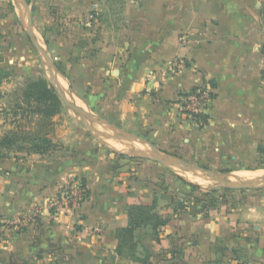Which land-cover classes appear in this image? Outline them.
<instances>
[{"label":"crops","instance_id":"1","mask_svg":"<svg viewBox=\"0 0 264 264\" xmlns=\"http://www.w3.org/2000/svg\"><path fill=\"white\" fill-rule=\"evenodd\" d=\"M50 1L68 20L84 17L92 2L94 9L105 6ZM115 5L124 14L112 23V37L89 32L88 43L81 42L69 29L49 39L57 38L61 58L72 61L66 78L74 95L90 107L95 90L112 92L113 121L146 134L163 152L197 154L217 169L256 170L251 165L264 153V0H112ZM202 87L211 89L213 101L199 125L183 112L180 97ZM95 150L92 161L76 165L0 158V264H144L116 252L117 230L129 224L130 205L154 200L171 219L158 236L151 226L137 229L138 255L149 254L148 264H264V192L244 191L238 202L203 214L189 196H176L173 184L159 182L171 180L155 162L144 159L139 168ZM83 179L81 204L59 205L63 185L72 182L77 192ZM178 198L185 207L177 208ZM30 214L36 215L28 224L16 223Z\"/></svg>","mask_w":264,"mask_h":264},{"label":"rangeland","instance_id":"2","mask_svg":"<svg viewBox=\"0 0 264 264\" xmlns=\"http://www.w3.org/2000/svg\"><path fill=\"white\" fill-rule=\"evenodd\" d=\"M53 2L54 4L51 5L50 0H31L30 7L32 9L33 23L31 35L29 33L30 20L28 10L23 0H0V39L1 41L3 40L2 43L0 41V155H2L0 158H12L17 162H26V164L36 160V158L51 159L58 166L65 164L64 160H69L70 163L76 165L78 162H81V159L92 161L91 158L95 155V149L97 148L100 154L107 153L103 155L105 159H108L112 155V160H116L121 164L131 160L135 162L134 166H139V168L143 162L142 160L149 159L151 162H155L156 166H159L165 175H168L171 183L167 184V179H162L163 177H159V182H162L161 184L163 186H167V189H170V186L173 184L172 187L174 188L173 191L177 193L176 196L179 197V193L182 192L183 195L189 196L188 199L191 201L201 196L202 191H193L185 183V181H189L190 179L184 173H188L189 171H184L183 173L178 166L167 167L155 161L152 158L154 153L150 146H145L144 151L134 150L128 148L127 143L123 140L121 143L125 147L115 149L104 143L102 140L103 137H97L90 132L85 124V120L89 122L90 118L92 119L93 125L99 126V129L96 131L101 130V128L112 129L114 127L126 130L121 123L115 122L116 120L113 121L116 117L112 115V92L108 95V90L105 92L95 90V98H93L95 100L93 102L94 105L90 107L76 97L73 93L72 86L66 78V74L68 75V66L72 61L70 63V61L67 62V59L61 58L62 54L60 53L61 49L59 41L57 43V38H54V42L49 40L53 38L52 35H54L55 31L60 30L65 32L69 29L72 31L74 38H80L79 40L81 42L82 40H86L87 42L84 35L87 36L89 32L99 36L105 33L106 38L112 37V33L110 32V30L112 31V23H116L115 25L120 23L124 14V11H122L123 7L115 5L112 8V0H103L105 6L102 10L94 9L92 7V3L94 2H92L84 17L76 15L71 20H68L70 17L66 15V17H63V14L57 9L58 5H56V1ZM112 9L114 10L113 13ZM83 18H86L84 23L80 21ZM86 23L89 24L85 25ZM33 39L40 42L50 53L52 64L58 71L54 68L51 69L45 53L34 45ZM64 49L66 50L67 48ZM106 61L107 59L104 62ZM108 68L110 69V74L107 78L108 81L112 82V65L108 66ZM52 72L56 73L53 74ZM115 74H118V72L116 71ZM38 78H44L49 83H51L50 79H52L53 83L60 86V88L62 85L60 84L59 78L65 81L67 80L66 84L68 88L66 87L64 89L63 87L61 90L65 94L67 93V98L75 104L79 106H81L80 103L83 104L85 106L84 108L90 114V118L87 116L84 117L79 112L69 109L63 103L64 107L62 111L52 118L51 124L49 121L46 124L39 122L40 116L29 112L28 103H25L23 96V88L25 85L29 81ZM89 88L92 94V87ZM44 131H47L49 134L48 137L52 139L53 143L49 146L50 149L48 152L36 157L34 154L38 153L30 151L31 144L26 142L27 139L32 140L33 135H41ZM137 135L147 137L146 134ZM6 136L14 138L13 143H4ZM159 151L165 158L181 160L183 163H188V165L197 168L198 174L200 172L202 173V168L221 173L233 172L235 174L237 173V175L244 171H255H227L230 170V167L226 168L227 165L217 169L216 167L218 165H216L215 161L213 162L211 159L203 160L197 154L191 156L187 151L181 152L178 150L171 152ZM262 151H264V142L262 144ZM78 159L79 161H77ZM228 160V164L233 162L231 158ZM251 166L257 167L256 170H264V153H262L260 160L255 161ZM158 174L160 175L161 173L159 172ZM205 176L209 179L205 184H200L196 181L193 182L200 184V186L206 189L218 188L216 195L221 197L220 194L223 193L228 202L232 201L234 203L235 201L238 202V200H241L244 196V191L264 192V188L226 187L224 184H220L217 179L207 174ZM239 176L246 177L242 174ZM221 177L218 178L222 179ZM227 181L236 184L240 183L239 180L234 178L228 179ZM217 202L215 203L217 204Z\"/></svg>","mask_w":264,"mask_h":264},{"label":"trees","instance_id":"3","mask_svg":"<svg viewBox=\"0 0 264 264\" xmlns=\"http://www.w3.org/2000/svg\"><path fill=\"white\" fill-rule=\"evenodd\" d=\"M31 3V0H28ZM64 73V71L62 70ZM23 96L25 103H28L29 112L40 116L39 122L46 124L47 121L51 124L52 118L59 114L64 105L55 88L44 78L33 79L29 81L23 88ZM47 131L43 134L33 135L32 140H28L31 144L30 151L33 153L44 154L49 151V146L53 143L48 137ZM15 139L6 136L4 143H13ZM2 155H0L1 157ZM232 171V170H227ZM192 190L202 191V195L194 199L193 205L197 211L203 214H208L210 209L216 208L221 203H227L225 195L217 196L218 188L206 189L197 183L185 181ZM86 180H82V188L85 191ZM229 190V189H226ZM86 194V193H85ZM220 198V199H219ZM218 201V202H217ZM217 202V204L215 203ZM186 204L178 198L177 208H183ZM129 224L126 227L117 230L118 245L116 252L121 256H127L134 261L144 264L150 262V255L144 257L138 255L139 240L136 235L137 229L141 227L151 226L155 235H159V228L166 225L171 217L162 215L158 210L157 200L152 204H132L128 210Z\"/></svg>","mask_w":264,"mask_h":264},{"label":"water","instance_id":"4","mask_svg":"<svg viewBox=\"0 0 264 264\" xmlns=\"http://www.w3.org/2000/svg\"><path fill=\"white\" fill-rule=\"evenodd\" d=\"M23 2H24L25 6L28 10V16H29V20H30L29 33L32 35V30H33L32 9L30 7V3L28 2V0H23ZM32 41L36 47H38L41 51H43L45 53L51 69L54 68L56 71H58V69L52 64V59H51L50 53L40 44V42L35 41L34 39ZM52 73L55 74L56 72L55 73L52 72ZM50 82H51L50 84L57 91V93L60 96L63 103L69 109L79 112L84 117L87 116L88 118H90V114L88 113V111L85 108L75 104L70 99H68L66 94L61 90L60 86H57L56 84H54L52 79H50ZM85 124H86L87 128L90 130V132L93 133L97 137H103V136H107V135H115L116 137H121L122 139L123 138H130V139L136 140V141L142 143L144 146H147V147L150 146L153 153H154V156H152V158L155 161L160 162L164 166H167V167L178 166L183 171H189V172H192L194 174L198 173V170H196L197 168H194L193 166L188 165V163H183L181 160H170L168 158L163 157L162 153H160V151L157 149L155 144L146 137L139 136V135L134 134L132 132H128L126 130L115 128V127L108 130V131H96L93 127V123H92L91 118H90L89 123L85 122ZM120 141H123V140H120ZM201 171H202V173L200 172V174H202V175L207 174V175L213 177L214 179H217L220 182V184H224L226 187L255 188V189L264 188V181L263 180H258L255 178L242 177V176H239L233 172L221 173L218 171L209 170V169H205V168H202ZM218 177H221L222 179H220ZM233 178L239 180L240 183L236 184V183L227 181L228 179H233ZM189 181L193 182L191 180H189ZM115 256L116 255L113 254V257H115Z\"/></svg>","mask_w":264,"mask_h":264},{"label":"built area","instance_id":"5","mask_svg":"<svg viewBox=\"0 0 264 264\" xmlns=\"http://www.w3.org/2000/svg\"><path fill=\"white\" fill-rule=\"evenodd\" d=\"M261 25L262 31L264 33V10L262 12ZM262 66L264 69V47L262 51ZM212 101L213 94L211 89L208 87H202L182 94L180 97V106L183 112L189 115L195 123L204 125L206 121L204 114L211 106ZM85 193L82 186L79 187V191L75 192V187L72 182H66L60 191L59 205L73 209L81 204V202L84 200ZM35 215L36 214L25 215L19 218L16 223L19 226H24L25 224H28ZM94 229L101 231L102 227L96 226Z\"/></svg>","mask_w":264,"mask_h":264},{"label":"bare ground","instance_id":"6","mask_svg":"<svg viewBox=\"0 0 264 264\" xmlns=\"http://www.w3.org/2000/svg\"><path fill=\"white\" fill-rule=\"evenodd\" d=\"M60 84L62 85L61 88L64 87V89L67 87L66 81L63 79H60ZM68 88V87H67ZM66 91V90H65ZM64 92V91H63ZM67 94V93H66ZM70 94V93H69ZM81 107H85L83 104H81ZM99 120V119H98ZM86 123H89L88 121L85 120ZM94 129L97 130L99 129V126L97 125H93ZM109 129V128H108ZM108 129H102L98 130V131H108ZM110 130V129H109ZM103 142L106 143L107 145H109L112 148L115 149H122L125 146L121 143L120 140H125V142L128 145V148L130 149H134V150H141L144 151L145 146L140 143V142H136L135 140L129 139V138H121V137H116L115 135H107V136H103ZM119 140V141H118ZM132 140V141H131ZM126 150V149H125ZM179 168V167H178ZM180 169V168H179ZM181 170V169H180ZM183 171V170H181ZM241 171V170H240ZM239 171V172H240ZM184 173V171H183ZM186 175V177L192 181H196L199 182L200 184H205L206 182L209 181L208 177H206L205 175L202 174H194L192 172H188V173H184ZM237 174V173H236ZM240 174L246 176L247 178H255L258 180H264V170H255V171H244V172H240ZM239 174V175H240ZM194 179V180H193Z\"/></svg>","mask_w":264,"mask_h":264}]
</instances>
